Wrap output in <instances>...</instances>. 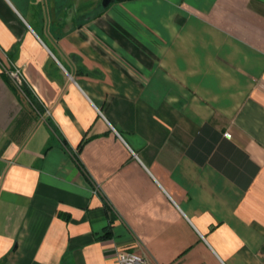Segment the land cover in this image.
Masks as SVG:
<instances>
[{
  "label": "crops",
  "instance_id": "obj_1",
  "mask_svg": "<svg viewBox=\"0 0 264 264\" xmlns=\"http://www.w3.org/2000/svg\"><path fill=\"white\" fill-rule=\"evenodd\" d=\"M102 2L0 0V264H264V0Z\"/></svg>",
  "mask_w": 264,
  "mask_h": 264
},
{
  "label": "built area",
  "instance_id": "obj_2",
  "mask_svg": "<svg viewBox=\"0 0 264 264\" xmlns=\"http://www.w3.org/2000/svg\"><path fill=\"white\" fill-rule=\"evenodd\" d=\"M7 75L11 78L13 83L19 88L22 89L26 85V79L22 69L18 66H11L6 68ZM227 137H231L230 133H226ZM95 192H98L99 185H95ZM117 259L119 264H147V259L137 252H131L126 250L117 251Z\"/></svg>",
  "mask_w": 264,
  "mask_h": 264
},
{
  "label": "water",
  "instance_id": "obj_3",
  "mask_svg": "<svg viewBox=\"0 0 264 264\" xmlns=\"http://www.w3.org/2000/svg\"><path fill=\"white\" fill-rule=\"evenodd\" d=\"M111 1H113V0H103V2H102L103 7H107Z\"/></svg>",
  "mask_w": 264,
  "mask_h": 264
},
{
  "label": "trees",
  "instance_id": "obj_4",
  "mask_svg": "<svg viewBox=\"0 0 264 264\" xmlns=\"http://www.w3.org/2000/svg\"><path fill=\"white\" fill-rule=\"evenodd\" d=\"M22 89L25 90V89H26V85H24V86L22 87Z\"/></svg>",
  "mask_w": 264,
  "mask_h": 264
}]
</instances>
